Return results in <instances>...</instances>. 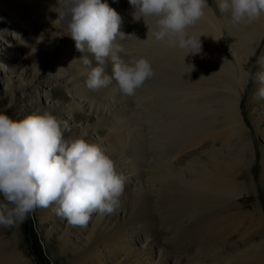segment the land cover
Here are the masks:
<instances>
[{"label": "bare ground", "instance_id": "1", "mask_svg": "<svg viewBox=\"0 0 264 264\" xmlns=\"http://www.w3.org/2000/svg\"><path fill=\"white\" fill-rule=\"evenodd\" d=\"M106 2L121 16L120 32L126 37L133 21L128 0L115 6V0ZM208 4L205 16L189 29L201 36L202 51L197 55L158 42L151 32L147 37L149 29L155 30L154 17L146 18L147 25L143 19L134 21L138 29L132 34H139L141 56L150 61L153 75L140 87V103L130 104L129 96L115 86V81L95 91L86 87L90 69L79 59L88 55L93 66L96 62L91 54L77 51L67 35L68 18L58 19L60 0H0V42L5 45L2 52H6V60L11 62L13 50L25 40L30 46L36 44L37 50L31 56L32 68L23 72L24 77L31 78V84H14L11 76L17 67L13 64V69L5 72L12 98L16 100L20 87L28 90L46 78L56 81L67 91V102L53 104L43 95V102L35 105L26 94L29 108L65 123L66 129H61L65 138L82 137L99 145L124 178L118 209L111 214H93L87 227H74L68 222L60 225L62 220L57 219L61 217L53 211L55 204L36 209L44 239L48 243L58 240L63 260H75L73 255L84 242L91 243L96 231L99 240L94 233L96 242L77 264H190L194 260L197 264H264V212L260 203L246 213L244 222L236 217L239 211H232L239 207L238 198L257 195V186L264 194V100L257 96L260 85L255 82L250 98L245 95L253 73L252 57L258 50L261 57L257 72L264 71V16L252 23L233 24L228 14L219 13L216 0H208ZM125 41L117 36L116 44L125 51H114L115 55L132 56ZM104 67L111 75L110 57ZM242 99H247L243 111ZM79 112L86 115L83 123L74 127L73 117ZM102 131L104 136L97 138ZM254 139L259 140V182L251 175L257 159ZM224 148L234 149L232 161L223 163L216 157ZM196 181L204 182L203 186H192ZM144 188L159 194L166 209L179 214L195 203L197 208L202 202L212 205L229 198L231 205L220 211L208 207L209 213L204 219L201 216L202 220L187 217V210V215H182L185 220L174 215L178 223L168 221L165 214L159 221L143 205L125 206L131 196L136 201L144 195ZM160 228L168 232L160 236ZM244 243H252L257 249L233 261V250ZM11 244L12 253L0 250V258L6 255L0 264H32L20 250L17 235Z\"/></svg>", "mask_w": 264, "mask_h": 264}, {"label": "clouds", "instance_id": "2", "mask_svg": "<svg viewBox=\"0 0 264 264\" xmlns=\"http://www.w3.org/2000/svg\"><path fill=\"white\" fill-rule=\"evenodd\" d=\"M134 21L155 18L152 38L187 55L202 51L199 35L189 32L209 9L208 0H128ZM221 15L228 14L233 24L252 23L264 16V0H216ZM58 19L67 21V35L82 55L80 61L89 68L85 85L90 90L115 86L127 95H135L153 75L144 57L118 56L124 52L116 44L121 16L106 0H65L57 8ZM134 36V35H128ZM148 39V38H147ZM186 55V56H187ZM111 58V75L105 63ZM191 66V70H192ZM252 80L260 85L257 96L264 100V71ZM124 193V178L114 161L101 147L84 138L65 139L60 122L51 114L32 113L14 119L0 113V227L13 228L23 223L37 208L53 209L72 226L87 227L93 214L116 211Z\"/></svg>", "mask_w": 264, "mask_h": 264}, {"label": "rangeland", "instance_id": "3", "mask_svg": "<svg viewBox=\"0 0 264 264\" xmlns=\"http://www.w3.org/2000/svg\"><path fill=\"white\" fill-rule=\"evenodd\" d=\"M118 1H123V0H115V2L113 3V6H115L118 3ZM1 22H4L6 25L9 24L8 22L3 21V20ZM2 26L4 27L5 25H2ZM137 29H138V27L136 24H134V20H133L131 22L130 26L128 27V30L130 31V33L126 34L125 46H126V48H128L129 52H131L132 56L139 58V57H142L141 56L142 48H141L140 36L138 33L132 34V32L134 30L137 31ZM128 35H134V36L127 37ZM36 39H37V37H36ZM263 41H264V38H263L262 42ZM131 43H133L134 45H132ZM14 45L15 44H13L12 46H14ZM4 46H5L4 43L0 42V113H6L14 119H22L25 116L34 113L33 110L31 108H29L28 102H26L27 101L26 94H28V100L33 101V103L35 105H39V103L43 102V100H44V98L42 99L43 95L49 96V99L51 100V102L53 104L54 103H58V104L63 103L64 104L67 102V99H68L67 91L64 90L61 86H59L56 81L48 80V78L44 79V82H42V81L41 82H35L33 86L31 85L32 87L30 86V88H28V90L21 89V87H20V89L17 91L16 100L14 98H12V95L9 92L10 88L8 87V84H7L8 83L7 77L4 76V75H6L5 72L8 70H12L13 66H16L17 68L15 70V73H13V75L11 76L14 84H16V85L20 84V86H25L26 84H29V83L31 84V78L24 77L23 72H24L25 68H32L33 62L31 60V56L34 53H36L37 50L35 51L36 44H33L30 46L29 43L27 42V40H25L19 48L13 50V58L11 59V62H10L9 59L6 60L7 59V57L5 56L6 52H2L5 48ZM258 52H259V50H258ZM258 52L256 53V55L254 57H252V59H253V66H252L253 73L251 74V77L257 73V67L259 65V61H260V57H261L259 55L260 53L258 54ZM12 64H13V66H11ZM251 77H250V81H248V83L246 84V86H247L246 91H245L246 98H250V95L252 93L251 91L253 89V85L255 84V82L252 80ZM138 92H141L140 88L136 91L135 95L129 96L128 101H129V103L131 102L130 104L140 103V99H141L140 95L141 94L139 95ZM131 97H132V99H131ZM245 101H244V99H242V102L240 104L241 111H243L244 107L246 106ZM246 113H249V112L246 111ZM58 114L59 113H57V114L55 113V115H58ZM85 115L86 114L83 112H81V113L79 112L77 115H75L73 117L74 123H72V126L79 127L80 124L83 123ZM206 118H207V116H206ZM60 126H61V129H66L65 123L60 124ZM185 134H187V137H188V133L186 132ZM103 136H104L103 131L98 132V134H96L97 138H99V137L101 138ZM65 139H69V138H65ZM71 139H69V140H71ZM169 140H171V139H169ZM254 144H255V148L257 150L256 151L257 152L256 158L257 157L259 158V147H258L259 146V140L254 139ZM234 155H235V151L233 148H224V149H221L220 152L216 153V157L219 159V161H221L223 163H225V161H227V160L232 161ZM258 158L254 161L256 168L254 165L252 166V174L251 175H252L253 179L256 178L257 181L259 182L260 178H261V176H260L261 175V172H260L261 166L259 164ZM203 184H204V182H202V181H196V183H194V185H192V186H203ZM177 186H184V184H179ZM256 189H257V191H256L257 195L251 194L249 196L248 195L242 196L241 197L242 199L238 198L237 203H238L239 207L238 208L236 207L235 209L232 208L233 209L232 211H234L235 214L238 213V211H239V215H236V217H238L239 219L242 218L243 219L242 222H244L248 218L246 213L254 210V207L256 205H258L259 203H260V205L263 209V212H264V194H263V192L259 186H257ZM142 191H146V193H144V195H142V196H139V199L136 201L134 199V195L131 196L125 202V206L128 208H132V206H134L137 203L138 205L136 204V207L139 205H143V207H145V209H146V212L149 211V214L152 213L153 216L156 217L158 220L161 218L160 216L165 214V218L168 221H170V219H174V222H177V223H178V220H176V218H174V215L181 217V219H183V220L187 219V217H192V219H195L197 221V220H202V217L204 219L205 216L208 215V213H209L208 210L210 209V208L207 209L208 207H213L214 211L216 209H217L216 211H220V210H223V207L225 209V208H228L229 205H231V200L229 198L223 199L222 201H219L218 203H213L212 205H210V203L204 204V202H202L203 205L201 203L200 204L203 207L201 205L197 204V208H196V203H195V206H192L193 208H191L192 210L189 209L190 207L189 208L187 207L186 209H184L186 212H187V210L189 211L187 213L189 215L184 213L185 211L184 212L179 211V212H183V214L187 215V217H185V216L182 217L183 214H179L177 210L173 211V209L171 210V208L166 209V207H165L166 205L164 204L165 202L162 201V198L159 197L160 196L159 194L154 193V191H152L149 188H144ZM157 195H158V197H157ZM169 195L167 197H169ZM0 200H2V197H0ZM146 205H147V207H146ZM151 206H153L154 208L152 207L153 208L152 209ZM148 207H150V208L148 209ZM194 207H195V209H194ZM198 207L200 209L203 208V210L198 209ZM150 209H152V211H150ZM204 210L206 212L207 211L208 212L205 213ZM192 211H194V212L192 213ZM201 211H203V212L201 213ZM203 213H204V215H202ZM198 216L199 217L202 216V217L198 218ZM60 221H61L60 225H64L67 223V220L65 218H62V217L57 219V222H60ZM160 226H162V225H160ZM42 229L43 228H41V225L37 220L36 210L33 213H31L30 216L23 223L19 224L16 227H13V228L0 227V250L4 252V253L2 252L3 254L12 253V249H13L12 246L13 245L11 244V242L14 241V237L17 235L18 239H19L20 250L24 254H26V256L31 260L32 264H77L80 262L81 255L88 252V250L90 251L91 246H93L92 243H94V241L96 242V240H94L95 234L97 236V237H95V239L99 240V237H100V235H99L100 233L97 235L98 232L95 231L94 232L95 234L94 233L92 234L91 243L90 242L89 243L84 242L85 244H82L80 249L78 251H76L78 253H75L76 255H73L74 256L73 258H76V259L75 260L73 259L71 262H68V261H65L62 259V256H61V253H60L59 247H58V245H59L58 240L53 239L51 241V243H48L44 239ZM166 230H162L160 228L159 229V235L160 236L165 235L166 232H168V229H166ZM93 235H94V237H93ZM162 238H164V237H162ZM232 240H236V236H232ZM255 249H257V246H255L252 243L241 244L240 248L237 251L233 250L234 252L232 255V260L236 261V259L245 258L246 255L249 256L252 251L254 252ZM253 252H252V254H253ZM3 254H0V255H3ZM77 255H80V256H77ZM5 256H1V258L5 257ZM1 258H0V260L5 259V258H2V259ZM80 264H87V263H80ZM190 264H197V263L194 260V261H191Z\"/></svg>", "mask_w": 264, "mask_h": 264}]
</instances>
